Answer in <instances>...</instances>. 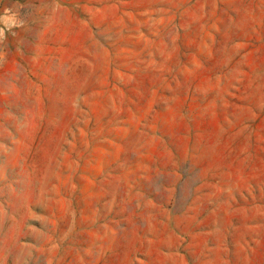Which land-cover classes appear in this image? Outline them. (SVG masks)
Listing matches in <instances>:
<instances>
[{"label": "rangeland", "instance_id": "1", "mask_svg": "<svg viewBox=\"0 0 264 264\" xmlns=\"http://www.w3.org/2000/svg\"><path fill=\"white\" fill-rule=\"evenodd\" d=\"M0 264H264V0H0Z\"/></svg>", "mask_w": 264, "mask_h": 264}]
</instances>
